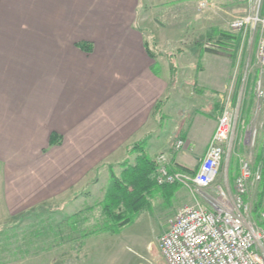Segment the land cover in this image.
<instances>
[{
    "label": "rangeland",
    "instance_id": "obj_1",
    "mask_svg": "<svg viewBox=\"0 0 264 264\" xmlns=\"http://www.w3.org/2000/svg\"><path fill=\"white\" fill-rule=\"evenodd\" d=\"M202 3L206 6L202 7ZM251 6L252 0H138L137 26L148 30L143 34L153 56V72L164 76L159 79L168 85L162 101L154 106L153 120L149 122L154 135L161 139L168 133V136L172 137L169 141L172 142L177 130L181 131L188 124L186 123L188 117H193L196 111L208 113L211 105L216 102L220 103V114L225 109L234 112L236 121L234 141L241 127L242 130L239 132L242 142H245V146L243 145L245 149L241 154L237 153L238 145L234 142L229 161H233L235 155H239L238 157L252 165L259 150L263 154L260 158H264L262 110L264 98L256 97L254 91L257 81L261 80L264 86V70L259 68L256 61L262 34L257 30L252 33L248 31L244 38L240 33L230 29V24L234 20L251 12ZM259 12L264 18V0ZM22 16L17 17L19 21L17 24L24 31L23 36H30L31 39L35 36V43L46 47L45 51H42L41 47L40 52L42 54L49 52L48 43L54 34L50 31V17ZM10 20L12 16L0 15V39L7 37L12 39L16 35L8 28ZM29 29H35V35L33 31L29 33ZM221 33L229 35L231 43L233 40L239 41L237 52L244 38V47L233 60L229 57L233 47L230 49L219 47L222 41ZM203 49L218 50L219 53L210 54ZM231 61L233 67L230 73L233 77L206 76L210 65L222 64L221 69L226 71V67L230 68ZM193 71L200 73V77H194ZM225 86L226 91L223 89ZM233 95L237 101L232 99ZM167 99L171 105L167 111L163 109L162 112ZM84 116L88 120L84 121L85 126L89 127L84 134L87 136L90 135L91 128L96 132V120L87 112ZM217 119L218 117L216 122ZM193 124L195 125V122ZM193 129L192 127L191 131ZM200 131H195V136L198 140H203L204 134ZM149 139L150 137L147 138L145 149L147 155L156 164L159 157L167 159L164 154L168 153L161 147L162 145L157 144L155 150L149 149ZM93 143L86 149L83 146L82 150L74 151L72 154L75 155L71 154L64 161L60 158V150L64 148H58L54 153L57 154L56 159L60 160L57 163L58 168L53 173L45 172L47 168L45 169L43 164L51 151L48 146L42 147L40 152H35L38 157L40 155V159L34 166L19 156L21 165L25 161L28 167L24 169L23 174L16 171L17 176L11 172L15 163L5 162V165L0 161V195L5 198L9 207L8 212L2 211V215L0 213V264H165L157 249V238L165 232L166 220L173 218L179 210L173 211L176 205L181 203L182 207H185L194 204L183 197L175 200L173 195L170 198L167 195L168 189L167 193L158 192L150 198V208L118 234L96 233L81 240L79 234H71L66 225L58 228L66 217L77 212H81L85 217H95L99 210L97 205L103 198L110 178L107 167L113 166V173L118 176L125 160H128L129 164L134 162L135 154L132 148L136 143L130 145L129 141L126 145L120 146L116 153L108 154L105 159L100 156L102 150L96 144V140ZM185 148L184 143L182 150ZM238 157L235 160L237 166ZM227 161V158L223 160L216 182L221 180L222 173L225 172L227 175L229 165ZM166 163L168 167L170 163L168 161ZM37 169L41 172L40 175L46 173V178H38L40 183L37 186L38 191L36 188L34 192L27 194L25 188L33 186L30 181L38 176ZM179 189L180 186H177L172 191L175 194ZM252 190L251 199L254 201L258 187ZM202 194L215 197V186ZM42 197L43 200L35 203H38L36 208L31 209L30 206L37 198ZM16 206L18 208H15ZM23 206H28V209L23 211L25 209ZM88 208H91L90 212L86 211ZM87 226L88 224L84 223L83 228Z\"/></svg>",
    "mask_w": 264,
    "mask_h": 264
},
{
    "label": "crops",
    "instance_id": "obj_2",
    "mask_svg": "<svg viewBox=\"0 0 264 264\" xmlns=\"http://www.w3.org/2000/svg\"><path fill=\"white\" fill-rule=\"evenodd\" d=\"M0 15L12 16L8 28L16 34L12 39H0V161L15 163L11 171L15 176L23 174L28 167L25 161L33 166L39 161L40 155L35 152H40L42 147L51 148L43 164L47 168L45 172L53 173L60 158L64 161L74 151L82 150L81 147L92 146L95 140L102 150L100 156L105 159L129 141L131 145L145 137H150V150H155L159 144L167 151L164 156L170 163L168 171L188 176L198 171L220 115V103L211 105L208 113L194 112L193 117H188L186 127L177 130L172 142L168 133L160 139L151 132L149 122L153 120L154 106L162 101L168 85L159 79L164 76L153 72V59L148 55L150 48L144 37L148 30L137 26L138 0H0ZM22 15L50 17V31L54 34L48 43L49 52H40L41 47L42 51L46 47L37 45L35 36L33 39L23 36L24 31L17 24V17ZM34 30L29 29V33L33 31L35 35ZM245 34L240 33L244 38ZM244 38L240 50L244 47ZM82 44L90 45L88 52L78 48ZM221 65H210L206 76L233 77L232 61L226 71ZM193 74L200 77L197 71ZM223 89L226 91V86ZM234 97L232 99L237 101ZM170 105L167 99L162 112ZM86 112L95 117L96 132L91 128L90 135L84 136L89 128L84 122L88 121L84 116ZM239 130L241 127L233 146L237 143V153L241 154L245 142ZM195 131L204 134L203 140L196 138ZM52 136L54 146H50ZM178 140L184 141L186 148L175 152L172 147ZM58 148L64 149L56 159L54 152ZM155 154L157 156V150ZM19 156L25 160L22 165ZM235 156L234 162L227 161V175L222 173L221 180L214 185L229 193L234 191L238 174L235 160L239 155ZM260 157L263 154L259 150L251 165L253 170L263 169L264 158ZM36 172L38 176L30 181L33 186L25 188L27 194L36 190L40 184L38 178H46V173L40 175L39 169ZM252 192L247 200L253 204ZM174 195L175 200L183 197L194 203L190 191L182 185ZM43 199L37 198L30 208H36L38 203H35ZM28 206H23V211ZM182 206L181 203L176 205L173 211ZM8 209L7 201L0 195L1 215Z\"/></svg>",
    "mask_w": 264,
    "mask_h": 264
},
{
    "label": "built area",
    "instance_id": "obj_3",
    "mask_svg": "<svg viewBox=\"0 0 264 264\" xmlns=\"http://www.w3.org/2000/svg\"><path fill=\"white\" fill-rule=\"evenodd\" d=\"M261 5L262 0H252L251 12L234 20L230 29L237 33L257 30L262 34L256 61L259 68L264 70V18L259 12ZM201 6L205 7L206 4L202 3ZM254 91L256 97L264 98L261 80L256 82ZM235 129L234 112L223 110L218 116L206 154L193 176L170 173L166 159H157L159 167L155 182L158 186L177 183L197 197L193 205L182 207L167 221L165 232L157 238V249L165 264H264V190L257 220L253 219L252 205L247 200L252 189L258 187L262 180L261 170H253L249 161L238 157L234 191L229 193L215 187V197L202 194L215 185L223 160H229ZM183 146V141L178 140L173 150L178 152Z\"/></svg>",
    "mask_w": 264,
    "mask_h": 264
},
{
    "label": "trees",
    "instance_id": "obj_4",
    "mask_svg": "<svg viewBox=\"0 0 264 264\" xmlns=\"http://www.w3.org/2000/svg\"><path fill=\"white\" fill-rule=\"evenodd\" d=\"M222 41L219 45L220 48H232L229 57L235 59L238 50V40H233L225 33H221ZM231 41V42H230ZM225 42V43H224ZM226 45H224V44ZM228 43V44H227ZM234 46H230L231 44ZM230 44V45H229ZM90 45L82 44L78 48L82 51H89ZM202 47V46H201ZM204 52L210 54H218L219 51L206 50ZM150 58L153 56L148 53ZM147 138L142 139L132 148L135 154L134 162L132 164L125 160L121 165V172L118 176L113 173V166L107 167L109 174V182L107 184L105 193L102 200L98 203L99 210L96 216L85 217L81 212H77L68 216L64 221L58 225L67 226L71 234H79L81 240L86 239L89 235L96 233L103 234H118L125 227L131 226L134 221L141 215L142 212L150 208V198H153L158 192H166L171 198L173 188L180 186V184L158 186L155 182V176L158 171V165L146 153ZM53 136L50 139V146H54ZM170 172V171H169ZM262 180L258 185V193L253 205L252 217L258 218L261 210L264 190V167L261 170ZM172 173V172H170ZM181 173V172H180ZM160 190V191H159ZM162 190V191H161ZM166 196V195H165ZM90 212L91 208L86 209ZM92 220V221H91ZM84 223L88 226L83 228Z\"/></svg>",
    "mask_w": 264,
    "mask_h": 264
}]
</instances>
